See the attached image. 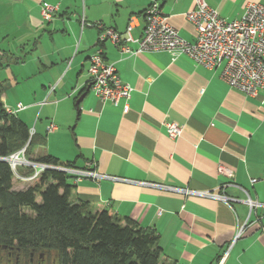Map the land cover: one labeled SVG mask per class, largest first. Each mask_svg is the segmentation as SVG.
<instances>
[{
  "label": "crops",
  "instance_id": "1",
  "mask_svg": "<svg viewBox=\"0 0 264 264\" xmlns=\"http://www.w3.org/2000/svg\"><path fill=\"white\" fill-rule=\"evenodd\" d=\"M157 1L167 24L194 43V27L185 18L193 0ZM204 1L227 22L240 19L248 4L264 6V0ZM150 2L0 0V100L28 127L37 145L33 159L51 156L59 165L119 179L74 184L70 177V201L153 229L162 249L159 264H264V94L247 97L230 88L219 77L221 66L209 71L164 52L123 54L109 41L100 47L132 89L128 112H122L125 101L102 103L91 90L88 58L98 48L99 31L81 20L119 34L131 25L135 41ZM42 4L58 7L50 22L41 18ZM169 122L183 127L179 138L167 136ZM50 124L55 131H47ZM22 182L13 180V189L31 184ZM151 185L214 192L232 201ZM246 197L258 205L249 209Z\"/></svg>",
  "mask_w": 264,
  "mask_h": 264
},
{
  "label": "trees",
  "instance_id": "2",
  "mask_svg": "<svg viewBox=\"0 0 264 264\" xmlns=\"http://www.w3.org/2000/svg\"><path fill=\"white\" fill-rule=\"evenodd\" d=\"M4 63L0 58V67ZM35 146L28 127L0 100V250L24 259L54 254L57 264H159L162 249L153 229L105 210L92 212L84 202L72 203L70 176L45 170L26 188L14 190L6 159L23 149L28 162L74 168L51 156L33 159ZM25 169L19 174L30 176L31 169Z\"/></svg>",
  "mask_w": 264,
  "mask_h": 264
},
{
  "label": "built area",
  "instance_id": "3",
  "mask_svg": "<svg viewBox=\"0 0 264 264\" xmlns=\"http://www.w3.org/2000/svg\"><path fill=\"white\" fill-rule=\"evenodd\" d=\"M57 11V6L42 4L40 9L42 20L50 22ZM142 17L144 22L143 33L135 41L129 36L131 25H128L124 34H119L113 29L85 24L83 19L81 20L82 26H94L99 31L96 44L98 48L88 58L87 74L91 83V90L100 102L119 106L121 101H125L122 112L127 113L126 101L132 92L129 85L119 80L114 65L106 62L103 57L104 54H102L100 46L107 41L115 47H119L123 54L164 52L170 55L172 61L177 57L186 56L194 65L209 71L221 66L219 77L230 88L247 97H256L260 93L264 94V6L248 4L240 19L227 22L219 18L204 0H193V8L185 12V18L194 27L196 35L194 43L184 41L178 32L167 24V17L161 11L159 1L151 0ZM128 43H135L136 50L131 51L127 46ZM50 91H53V87ZM6 111L13 114L8 109ZM55 130L54 125H48V132ZM182 130L183 127L175 122H169L166 125V134L170 139L179 138ZM20 153L23 154V150L6 159L14 178L19 181L33 182L45 170L60 171L70 176L74 184L82 179L119 180L98 175L97 172L87 169L53 167L45 165V163L27 162L25 159L21 162L19 161ZM13 160H17V162L15 163ZM18 166L30 168L32 174L28 177L18 174ZM219 173L228 178L231 177V173L221 168ZM151 186L169 193L201 196V198L215 199L226 204L232 201L228 197L214 192L178 189L163 185ZM244 204L249 209L258 205L249 197H246ZM242 228L239 227L237 230V238L240 236Z\"/></svg>",
  "mask_w": 264,
  "mask_h": 264
},
{
  "label": "rangeland",
  "instance_id": "4",
  "mask_svg": "<svg viewBox=\"0 0 264 264\" xmlns=\"http://www.w3.org/2000/svg\"><path fill=\"white\" fill-rule=\"evenodd\" d=\"M5 85H6V82H5ZM5 85H4V88H5L4 92H9L8 86L6 85V87H5ZM24 159L28 162V160L24 157V155L22 153H20L19 161L23 162ZM20 169H21V167L18 166V169H17L18 174L20 173L19 172ZM14 180H15V183L17 181L19 182V180H16V179H14ZM22 183H24V182H22ZM25 211L30 214V211L28 209H25ZM0 264H8V263L5 261V259H2L0 256ZM23 264H28V263L25 260V261H23ZM31 264H57V262L55 260L54 254H46V256L45 255L43 256V263H41V260L39 261V259L36 256V257H34L33 262Z\"/></svg>",
  "mask_w": 264,
  "mask_h": 264
},
{
  "label": "flooded vegetation",
  "instance_id": "5",
  "mask_svg": "<svg viewBox=\"0 0 264 264\" xmlns=\"http://www.w3.org/2000/svg\"><path fill=\"white\" fill-rule=\"evenodd\" d=\"M0 256L2 259H5V261L8 264H23V261H27L28 264H31L33 262L34 257L30 256L29 259L21 258L20 256L13 255L12 252L6 251V250H0ZM39 261L41 260V263H43V256L39 255L37 256Z\"/></svg>",
  "mask_w": 264,
  "mask_h": 264
},
{
  "label": "bare ground",
  "instance_id": "6",
  "mask_svg": "<svg viewBox=\"0 0 264 264\" xmlns=\"http://www.w3.org/2000/svg\"><path fill=\"white\" fill-rule=\"evenodd\" d=\"M15 163L17 162V160H13Z\"/></svg>",
  "mask_w": 264,
  "mask_h": 264
},
{
  "label": "water",
  "instance_id": "7",
  "mask_svg": "<svg viewBox=\"0 0 264 264\" xmlns=\"http://www.w3.org/2000/svg\"><path fill=\"white\" fill-rule=\"evenodd\" d=\"M23 151H24V149H23Z\"/></svg>",
  "mask_w": 264,
  "mask_h": 264
}]
</instances>
